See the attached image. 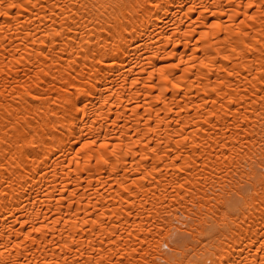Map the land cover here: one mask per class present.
<instances>
[{"label": "bare ground", "instance_id": "6f19581e", "mask_svg": "<svg viewBox=\"0 0 264 264\" xmlns=\"http://www.w3.org/2000/svg\"><path fill=\"white\" fill-rule=\"evenodd\" d=\"M0 264H264V0H0Z\"/></svg>", "mask_w": 264, "mask_h": 264}, {"label": "rangeland", "instance_id": "374dc122", "mask_svg": "<svg viewBox=\"0 0 264 264\" xmlns=\"http://www.w3.org/2000/svg\"><path fill=\"white\" fill-rule=\"evenodd\" d=\"M225 151H226V150H225ZM245 170L247 171V168H246ZM233 177L235 178V180H240L241 185H242V186H240V190H241L244 194L247 193V192L250 190V185H249L245 180L240 179L239 176H237V175H235V176H233ZM228 179H229V181H228ZM223 184H225V185H224V189H225V190H229L230 187L232 186V183H231L229 177H227V180H225V182H224ZM209 193H210V192H209ZM235 201H238V202H239V201H240V198L237 197L235 194H231V196H230V203H234ZM180 211H181V210L177 209V210L175 211V213L179 216L180 219H184V217H182V213H181ZM163 225H165V224H163ZM167 252H168V251H167Z\"/></svg>", "mask_w": 264, "mask_h": 264}]
</instances>
